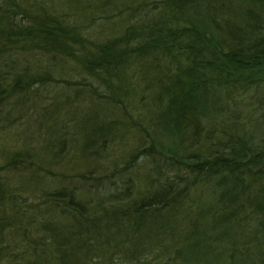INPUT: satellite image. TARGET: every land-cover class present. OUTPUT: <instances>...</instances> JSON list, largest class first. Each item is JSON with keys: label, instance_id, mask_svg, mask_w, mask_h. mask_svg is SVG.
I'll return each mask as SVG.
<instances>
[{"label": "trees", "instance_id": "16d2710c", "mask_svg": "<svg viewBox=\"0 0 264 264\" xmlns=\"http://www.w3.org/2000/svg\"><path fill=\"white\" fill-rule=\"evenodd\" d=\"M46 1L0 0V65L17 59L26 65L11 77L0 67V114L13 99L52 80L57 61L78 64L94 81L93 91L102 90L100 97L117 105L127 100L131 72L152 75L160 89L151 130L131 157L94 176L83 186L86 195L65 184L47 189L49 219L42 227L44 236L50 232L45 242L56 243L60 264H177L175 256L149 258L155 225L173 220L176 202L187 198L165 180L169 169L222 185L228 214L219 222L239 224L249 215L264 234V147L211 122L217 90H245L264 79V0H155L153 7L150 0H89L98 3L91 10L95 17L115 12L119 32H97L103 23L78 25L48 10ZM100 127L84 141L85 151L105 148L98 140L108 133ZM107 128L111 134L112 126ZM141 168L151 187L144 194L137 179ZM3 186L1 179L0 201L8 191ZM28 240L30 249L43 248L42 240ZM39 251L41 264L50 260ZM234 263L231 257L227 264Z\"/></svg>", "mask_w": 264, "mask_h": 264}, {"label": "rangeland", "instance_id": "374dc122", "mask_svg": "<svg viewBox=\"0 0 264 264\" xmlns=\"http://www.w3.org/2000/svg\"><path fill=\"white\" fill-rule=\"evenodd\" d=\"M45 3L48 10L83 27L103 23L97 25V32L112 27L115 32L120 31L115 12L93 15L91 10L98 9L97 1ZM154 4L158 1H149V7ZM25 66L22 59L0 65L10 73L9 77L22 73ZM53 71L52 80L25 90L21 99H13L0 114V180L8 189L0 201V264H41L36 258L39 250L27 247L28 238L42 240L39 252L50 257L42 263L60 264L56 243L45 242L50 232L44 236L42 227L44 220L49 219L45 215L47 189L65 184L78 187L86 195L87 188L83 186L88 187L94 176L103 173L110 163L125 162L143 145V136L146 129L151 130L150 121L158 108L160 89L158 83L151 81L152 75L144 77V73L131 72L125 88L127 100L121 99L123 104L117 105L100 97L102 90L97 94L93 91L90 85L94 81L75 62L57 61ZM213 99L217 111L211 122L219 131L231 127L237 135L264 147V79L245 90H217ZM107 126H112L111 134ZM98 127L100 132L108 133L105 141L98 140L105 148L85 151L84 141ZM170 141L164 138L165 145ZM12 157H18L15 164H9ZM188 174L178 169L165 172V180L184 189L179 192L187 198L176 202L173 220L154 224L156 234H150V240H155V245L149 247L153 252L149 258L157 261L169 255L179 258L177 264H227L232 257L234 264H264V234L257 222L249 221L252 219L246 215L239 224L230 220L228 225H222L218 216L228 214L221 200L224 187L197 181ZM144 175L147 176L141 168L137 179L143 194L151 188L143 183ZM124 236L127 243H133L131 235ZM84 249L83 244L81 250Z\"/></svg>", "mask_w": 264, "mask_h": 264}]
</instances>
